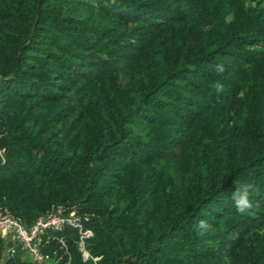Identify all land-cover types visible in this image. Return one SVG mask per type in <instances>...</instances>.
I'll use <instances>...</instances> for the list:
<instances>
[{"label":"trees","instance_id":"1","mask_svg":"<svg viewBox=\"0 0 264 264\" xmlns=\"http://www.w3.org/2000/svg\"><path fill=\"white\" fill-rule=\"evenodd\" d=\"M56 204L101 264H264V0H0V207ZM78 238L41 249L96 264Z\"/></svg>","mask_w":264,"mask_h":264},{"label":"built area","instance_id":"2","mask_svg":"<svg viewBox=\"0 0 264 264\" xmlns=\"http://www.w3.org/2000/svg\"><path fill=\"white\" fill-rule=\"evenodd\" d=\"M66 223L78 228L79 238L77 243L83 257H92L95 260L86 247V238L92 235V230L83 226L81 216L74 208L66 210L62 204L53 205L50 209L40 214L30 226H25L7 208L0 207V234L17 241L24 250L26 257L33 262L51 264L49 253L41 249V234L49 228L60 229ZM49 237L50 234H48L47 238ZM58 240L61 245L65 244L62 237H58ZM95 263L101 264L96 260Z\"/></svg>","mask_w":264,"mask_h":264},{"label":"clouds","instance_id":"3","mask_svg":"<svg viewBox=\"0 0 264 264\" xmlns=\"http://www.w3.org/2000/svg\"><path fill=\"white\" fill-rule=\"evenodd\" d=\"M214 67L217 73H223L225 71V67L222 63H217ZM215 90L217 92H223L224 90L223 83L220 81H217L215 83ZM232 199H233L236 211L241 214L252 207V202L249 199L247 186L237 189L232 194ZM210 229H211V225L208 223L207 220L201 219L198 221L197 231L201 235H203L205 232L209 231Z\"/></svg>","mask_w":264,"mask_h":264}]
</instances>
